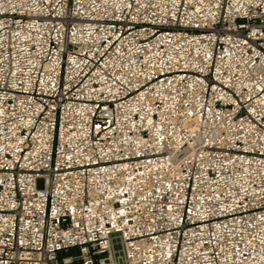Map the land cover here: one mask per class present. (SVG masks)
Instances as JSON below:
<instances>
[{"label":"built area","instance_id":"1","mask_svg":"<svg viewBox=\"0 0 264 264\" xmlns=\"http://www.w3.org/2000/svg\"><path fill=\"white\" fill-rule=\"evenodd\" d=\"M0 264H264V0H0Z\"/></svg>","mask_w":264,"mask_h":264},{"label":"rangeland","instance_id":"2","mask_svg":"<svg viewBox=\"0 0 264 264\" xmlns=\"http://www.w3.org/2000/svg\"><path fill=\"white\" fill-rule=\"evenodd\" d=\"M36 188L37 189H42L43 188V181L42 180H37ZM114 249H115V251H119L120 250V245H119V241L118 240L114 241Z\"/></svg>","mask_w":264,"mask_h":264}]
</instances>
